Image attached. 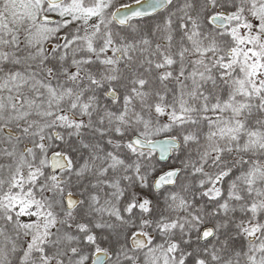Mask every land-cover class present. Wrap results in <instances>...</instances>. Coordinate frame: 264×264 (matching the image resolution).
I'll list each match as a JSON object with an SVG mask.
<instances>
[{"label":"snow or ice","instance_id":"1","mask_svg":"<svg viewBox=\"0 0 264 264\" xmlns=\"http://www.w3.org/2000/svg\"><path fill=\"white\" fill-rule=\"evenodd\" d=\"M0 264H264V0H0Z\"/></svg>","mask_w":264,"mask_h":264},{"label":"flooded vegetation","instance_id":"2","mask_svg":"<svg viewBox=\"0 0 264 264\" xmlns=\"http://www.w3.org/2000/svg\"><path fill=\"white\" fill-rule=\"evenodd\" d=\"M122 3H132L133 0H121Z\"/></svg>","mask_w":264,"mask_h":264}]
</instances>
